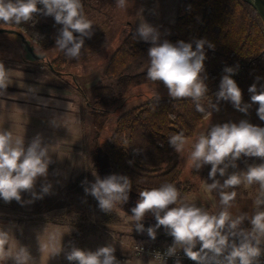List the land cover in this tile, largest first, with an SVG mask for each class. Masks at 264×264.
I'll return each instance as SVG.
<instances>
[{"label":"clouds","instance_id":"9594fccd","mask_svg":"<svg viewBox=\"0 0 264 264\" xmlns=\"http://www.w3.org/2000/svg\"><path fill=\"white\" fill-rule=\"evenodd\" d=\"M127 3L128 0H115L116 7L120 9H125ZM37 13L53 17L55 23L62 26L56 39V47L69 57H78L84 46V37L92 35V22L84 15L81 0H0V21L6 24L26 23ZM136 32L143 41L152 44L147 54L150 60L147 78L162 82L173 99L191 98L196 103L197 111L203 113L205 108L200 101L208 93L205 45L211 49L215 46L205 39L195 41V48L191 42L178 41L173 44L165 40L161 43L159 31L144 21ZM222 71L216 100L210 107L219 112L221 101L230 102L234 109L247 114L251 104H257V116L264 121V88L258 90L257 84L253 83L248 89L251 103H243L242 89L232 78L236 69L226 66ZM6 87L5 70L0 65V89ZM168 143L180 153L184 151L187 141L184 133L180 132L169 137ZM48 153L49 148L42 146L39 135L26 146L23 137L14 136L9 130H0V199L6 203L13 200L20 202L23 192H30L38 199L49 194L50 184L42 187L40 195L33 191L37 178L45 177L48 173L52 162ZM241 157L264 160V127L241 120L239 123L216 124L207 134L201 133L188 158L196 170L205 165L211 166L208 179L212 183L207 187L209 191L217 188L221 190L220 203L225 206V210L212 215L195 204L182 202L177 187L172 183H165L158 188L139 192V199L131 208L136 230L145 231L143 221L147 214H151L156 221L155 226H149L146 230L151 239L155 240L156 230L163 227L173 238L174 245L183 246L186 256L196 264H204L209 259L207 252L213 253L210 259L216 261V264H223L216 259L228 246V235L223 234V230L226 225L230 230L237 229L245 218L242 215L232 220L227 208L235 199L236 192H226L224 189L233 188L242 182L249 185L258 183L261 191L255 204L257 209L264 204V163L249 165L246 171L233 172L223 184L216 179L218 174L225 176L229 167L236 168V162ZM84 191L95 198L99 209L107 214L118 203L129 200L131 182L126 175L111 174L104 178L97 176ZM250 223L251 232L240 233L243 239L239 246L232 245L231 252L225 257L226 264H254V260L260 256L257 245L264 238V211L257 210ZM231 235L235 236L237 233L232 231ZM197 243L200 244L198 251L194 250ZM174 251V247L170 248L169 254ZM53 252L58 254L59 249H54ZM114 252L115 249L110 245L99 247L95 251L73 247L66 259L77 264H119ZM8 259H12L14 264H28L30 256L25 247L17 246L9 231L0 229V261Z\"/></svg>","mask_w":264,"mask_h":264},{"label":"rangeland","instance_id":"374dc122","mask_svg":"<svg viewBox=\"0 0 264 264\" xmlns=\"http://www.w3.org/2000/svg\"><path fill=\"white\" fill-rule=\"evenodd\" d=\"M189 1L128 0L127 7L120 9L116 7L115 0H87L83 6V12L86 18L92 22V35L84 37V46L78 57H66V64L61 68L60 73L53 69L50 61V58L54 56L53 49L56 48V39L59 36L58 30L50 21L47 22L51 25L55 39L52 47L39 49L31 44L35 47V53L40 55L42 60L26 61L19 37L11 34L0 35V65H3L5 70L7 84L6 88L0 90L9 89L11 96L15 91H24L28 88L36 90L49 88L48 90L55 89V91L61 89L77 93L80 91L82 94L83 125L82 131L79 132L80 140L77 141L75 138V145L66 146V151L76 156L74 165L81 158L82 168L73 169L74 171L77 169L79 172H75L65 179L58 176L54 179L50 177L49 181L54 183V187H51L52 192L43 195L42 199L33 197L30 192H23L20 202L13 200L6 203L0 199V229L9 231L17 246H23L28 250L30 256L28 264H71L66 256L73 247L92 251L94 245L103 246L105 244L104 237H113L114 255L119 264H130L136 259H144L154 264L147 258L134 257L132 255L133 245L138 242L148 245L174 243L172 237H156L153 240L146 235H137L136 222L131 220V216L116 206L112 209L113 217L105 215L99 209L97 200L84 191V188L89 187L93 180L90 172L96 171V175L100 178L111 175L104 152L118 114L149 98L169 96L167 88L160 85H141L132 89L129 96L119 102L118 109L114 111L111 120L99 138H96L92 127L89 105L94 101L93 90L96 87H113L115 85L113 79L103 76V67L132 27L135 29L132 30L136 31L140 23L144 21L159 31L161 43L165 40L170 42L174 33L176 10L178 7H185ZM48 63L52 70L49 69ZM149 65V57H142L135 61L125 74L135 75L147 71ZM88 119L91 124L87 122ZM223 120L239 123L246 119L238 114L225 111L211 114L199 124L193 137L186 140L184 151L180 153L175 151L171 154L176 157L181 169L179 184L195 186V192L184 197L183 200L186 198L184 202H206L208 205L205 206L206 210L212 215H218L220 211L225 210V206L220 203L221 190L217 188L209 191L207 187L212 183L208 179L211 166L205 165L202 169L196 170L188 157L199 135L209 126ZM54 149L49 148L48 154L54 155L56 153V151H52ZM260 163H264V160L248 157L243 162L237 163L236 168L229 167L225 176L221 177L218 174L216 179L223 184L227 176L233 172L246 171L249 165ZM68 164L71 162L58 163L52 160L48 167L49 175L51 176L54 172L57 174L63 172L65 165ZM96 175L95 177H97ZM40 179V177L37 178L33 189L37 195H40L42 190V187L37 185ZM224 191L236 192V197L227 211L232 220L245 215V218L237 226L245 230L235 232L237 235L240 232L247 234V229L252 228L251 217L257 210L264 211V204L260 205L259 209L255 204L260 195V185L258 183L249 185L242 182L240 185L224 189ZM143 222L147 224H144L145 233L149 226H155L147 219H144ZM160 229L167 233L163 227ZM54 249H59V253L54 254ZM0 264H14V261L8 259L0 261Z\"/></svg>","mask_w":264,"mask_h":264},{"label":"trees","instance_id":"16d2710c","mask_svg":"<svg viewBox=\"0 0 264 264\" xmlns=\"http://www.w3.org/2000/svg\"><path fill=\"white\" fill-rule=\"evenodd\" d=\"M86 1L81 0L83 6ZM47 21L53 23L59 35L62 26L56 24L53 17L42 13L34 14L26 23L6 24L0 21V27L19 32L39 49L51 48L55 39ZM199 39H205L215 46L211 49L205 45L208 93L200 101L205 108L203 113L197 111L196 103L191 98L152 97L121 111L114 122L104 155L111 174L126 175L130 179L129 200L118 203L116 207L131 217V208L143 190L172 183L179 190L181 201L195 192L193 184H179L181 169L176 157L171 156L175 150L169 146L168 140L180 132L184 133L186 140L193 137L199 124L209 115L217 113L210 104L215 103L224 67L236 69L232 78L242 89L243 103H251L248 89L253 83L257 84L258 90L264 88V25L249 5L242 0H190L185 7H179L170 42H191L195 48V41ZM151 46L150 42L143 41L131 29L104 65L103 76L113 79L115 85L99 86L93 90L94 101L89 108L96 138L103 133L119 102L125 100L132 89L141 85L164 86L162 82L148 79L147 71L125 74L135 61L148 57ZM53 55L51 65L60 73L67 55L58 47L53 49ZM219 107L220 111L238 114L250 123L264 127V121L257 116V104H251L247 114L234 109L230 102L221 101ZM226 122L229 121L217 122L203 133L207 134L212 126ZM247 158L241 157L236 164ZM104 214L113 217L112 211ZM145 219L156 224L151 214H147ZM251 229L248 228L247 232L250 233ZM243 230L237 227L233 231ZM252 243L255 245V240ZM257 246L264 247V238Z\"/></svg>","mask_w":264,"mask_h":264},{"label":"crops","instance_id":"0c3cea01","mask_svg":"<svg viewBox=\"0 0 264 264\" xmlns=\"http://www.w3.org/2000/svg\"><path fill=\"white\" fill-rule=\"evenodd\" d=\"M132 29L134 28L132 27ZM48 89L49 88H40L36 90L28 88L24 91H15L12 96L9 95V89H4V91L0 90V130H9L14 136L23 137L26 146L39 135L41 137L42 146L55 148L52 151H56V153L54 155H49L51 161L55 160L58 163L71 162V164L65 165L63 172H60L62 175L54 172L51 176L47 173L45 177H40L41 179L37 182V185L41 187L48 184L54 187V183L49 181L50 177L54 179L58 176L65 179L75 174V172H79L77 169L82 168L81 158H79L78 163L76 162L74 165L73 162L76 161L75 154L66 151V146L75 145V138H77V141L80 140L79 132L82 131L83 125L81 112L82 94L80 91L77 93L76 91L70 92L61 89L55 91V89ZM87 122L91 124L90 119H88ZM74 168L77 169L74 171ZM94 174L96 175V171L90 172V176L93 180L96 179ZM93 180H91V183ZM50 192L52 191L50 190ZM184 200L182 202H184ZM189 204H195L197 207H201L204 210H206L205 206H208L206 202L198 203L196 201H191ZM117 214L120 217L119 213ZM122 214L124 213L122 212ZM131 220L135 222L134 219ZM143 224L147 225L145 222H143ZM160 228L156 231V237H171ZM136 232L137 235L148 236L145 232H138L137 230ZM231 232L232 230L227 227L223 230V234L228 235V246L224 249L223 253L231 251L233 244L239 246L240 241L243 239L240 234L233 236ZM104 238L105 244L103 246L110 245L114 248L115 243L113 237ZM99 247H102V245H94L92 251L97 250ZM196 247L200 248V244L197 243ZM130 264H151V262L144 259H136L131 261Z\"/></svg>","mask_w":264,"mask_h":264},{"label":"built area","instance_id":"2783aa9c","mask_svg":"<svg viewBox=\"0 0 264 264\" xmlns=\"http://www.w3.org/2000/svg\"><path fill=\"white\" fill-rule=\"evenodd\" d=\"M173 247L175 248V251L169 254V249ZM194 250L198 251L199 248L196 247ZM230 252L231 251L222 253L216 259L223 262V264H226L225 257ZM260 252L261 254L254 260V264H264V247L260 248ZM157 253H159V258H157ZM132 255L134 257L147 258L154 264H196L195 261L190 260L186 256L183 247L174 245L173 242L152 245L138 242L132 247ZM207 255L209 259L206 260L204 264H216V261L210 259L213 256V253L207 252Z\"/></svg>","mask_w":264,"mask_h":264},{"label":"water","instance_id":"95a60500","mask_svg":"<svg viewBox=\"0 0 264 264\" xmlns=\"http://www.w3.org/2000/svg\"><path fill=\"white\" fill-rule=\"evenodd\" d=\"M242 1L247 5H249L256 12L262 24L264 25V0H242ZM3 34H11L19 37L20 44L24 52V59L26 61L42 60V57L35 53V47H33L31 43L28 40H26L19 32L13 29L0 27V35ZM48 65H49V69L52 70V67L50 66L49 63ZM71 264H77V262L72 261Z\"/></svg>","mask_w":264,"mask_h":264}]
</instances>
